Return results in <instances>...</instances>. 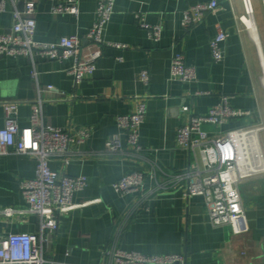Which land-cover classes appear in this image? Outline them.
<instances>
[{"label": "crops", "instance_id": "0c3cea01", "mask_svg": "<svg viewBox=\"0 0 264 264\" xmlns=\"http://www.w3.org/2000/svg\"><path fill=\"white\" fill-rule=\"evenodd\" d=\"M24 1L20 0L19 8ZM36 1V40L54 42L62 36L78 35L84 47L89 44L85 36L97 18L98 0H80L78 17L54 15V1ZM209 1L116 0L103 38L128 47L103 46L96 71L81 83H75L68 72L72 59L36 57L33 61L0 54V129L5 125V101L18 103V123L26 127L32 105L41 98L46 123L64 130H92L87 144L73 146L70 163L62 158L50 162L59 172L89 179L87 188L74 194L78 206L58 217L53 241L44 245L45 257L54 264H108L104 251L115 243L118 224L140 196L121 195L113 183L135 170L146 171L144 191L151 193L119 236L120 247L148 255L185 254L187 264H264V171L239 184L249 223V230L242 234H234L227 225H214L205 197L186 196L187 181L174 176L196 159L179 144L178 129L189 123L191 115L206 114L223 95L230 96L232 107L249 113L221 126L203 125L210 136L264 124V0H251L255 34L239 20L245 13L243 0H216L219 7L215 12L189 29L184 27L185 10ZM138 12L145 14L148 23L162 25L160 41H153L140 26ZM13 22L10 3L0 12V33L7 32ZM220 28L228 37L223 43L224 58L216 62L211 41ZM179 52L188 65L196 67V80L171 78V60ZM143 70L150 74L147 84L140 79ZM48 85L53 90H47ZM141 101L146 103L147 113L140 141L146 156L162 169L156 178L143 158L105 151L113 135L126 142L117 117L132 113ZM186 105L188 111L183 109ZM258 137L264 159V130ZM197 160L200 163L199 156ZM37 166L34 155L0 157V209L17 210L12 216L0 214V235L40 232L41 217L28 210L20 187L21 181L35 177Z\"/></svg>", "mask_w": 264, "mask_h": 264}, {"label": "built area", "instance_id": "2783aa9c", "mask_svg": "<svg viewBox=\"0 0 264 264\" xmlns=\"http://www.w3.org/2000/svg\"><path fill=\"white\" fill-rule=\"evenodd\" d=\"M54 15L69 13L78 17L81 13L80 0H52ZM13 4L14 22L7 32L0 33V54L11 57L25 56L31 60L41 57L49 60L64 61L72 59L68 72L75 83H81L97 69V62L103 54V46L126 48L122 43L106 42L103 38L106 26L114 13L116 0H98L97 18L86 33L87 46H83L78 35L62 36L54 42L36 40L37 1L26 0L19 8L20 0H0V12ZM245 13L239 20L249 31L255 29L254 7L251 0H243ZM219 7L216 0L201 2L188 7L184 12L183 25L187 29L196 25L209 13ZM142 28L149 37L158 42L162 38L161 24H150L142 12L136 13ZM228 33L219 29L211 41L213 59L220 62L224 58L223 43ZM85 49V50H84ZM171 78L182 82L197 79V69L188 65L183 53L173 55L170 67ZM35 77L37 73L34 72ZM140 79L150 82L147 70L141 71ZM52 85L47 90H53ZM43 88L39 89L42 92ZM6 119L0 129V157L11 153L34 155L38 159L36 175L21 181L20 187L28 203V210L41 217L40 232H16L0 235V264H54L44 254V245H50L58 230V217L70 212L78 204L74 194L89 185L86 175L71 176L53 169L50 162L62 158L66 164L71 162L73 146L88 143L92 130L82 127L76 130H64L45 122L43 99L32 105L30 125L20 127L18 123L19 106L16 101L4 102ZM185 111L189 106H184ZM147 105L138 103L135 111L118 115L119 127L126 134V142L119 135H113L107 142L106 152L114 156L132 154L143 158L153 177L162 171L159 163L146 156L140 141V129L145 121ZM248 111L236 109L230 104V96L223 95L221 100L204 115H191L188 124L178 129V142L195 155V161L185 171L174 174L177 180L187 181L186 196L203 195L206 199L210 219L214 225H227L234 234L249 230L246 207L239 184L247 177L264 171L260 169L263 154L260 149L259 132L264 124L251 127H239L224 134L210 136L203 125L221 126L229 119L248 114ZM256 131V137L252 135ZM129 147V149L127 148ZM199 156L200 163L197 160ZM146 171L135 170L125 174L113 183L114 190L121 194L139 193V200L133 204L118 224L115 243L104 251L108 264H187L185 254H144L128 251L120 247L119 236L126 227L132 214L141 207L150 195L144 191ZM17 210L13 207L0 209V214L12 216Z\"/></svg>", "mask_w": 264, "mask_h": 264}, {"label": "bare ground", "instance_id": "6f19581e", "mask_svg": "<svg viewBox=\"0 0 264 264\" xmlns=\"http://www.w3.org/2000/svg\"><path fill=\"white\" fill-rule=\"evenodd\" d=\"M253 33H254V34L256 33L254 27H253ZM256 134H257V132H256V131H253L252 135H253L254 137H256ZM263 167H264V164H261V168H263Z\"/></svg>", "mask_w": 264, "mask_h": 264}]
</instances>
